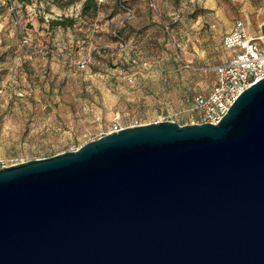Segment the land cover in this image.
Masks as SVG:
<instances>
[{
    "label": "water",
    "instance_id": "1",
    "mask_svg": "<svg viewBox=\"0 0 264 264\" xmlns=\"http://www.w3.org/2000/svg\"><path fill=\"white\" fill-rule=\"evenodd\" d=\"M0 264H264V79L218 124L0 169Z\"/></svg>",
    "mask_w": 264,
    "mask_h": 264
},
{
    "label": "rangeland",
    "instance_id": "2",
    "mask_svg": "<svg viewBox=\"0 0 264 264\" xmlns=\"http://www.w3.org/2000/svg\"><path fill=\"white\" fill-rule=\"evenodd\" d=\"M86 1L0 0V163L168 119L188 125L194 97L232 55L223 39L236 21L264 34V0H95L84 12Z\"/></svg>",
    "mask_w": 264,
    "mask_h": 264
},
{
    "label": "built area",
    "instance_id": "3",
    "mask_svg": "<svg viewBox=\"0 0 264 264\" xmlns=\"http://www.w3.org/2000/svg\"><path fill=\"white\" fill-rule=\"evenodd\" d=\"M223 46L233 54L212 69L217 74V82L210 94L195 98L193 111L197 117L188 125L218 124L243 92L264 79V34L251 37L244 22L239 20L224 37ZM5 167L9 166L0 163V169Z\"/></svg>",
    "mask_w": 264,
    "mask_h": 264
},
{
    "label": "trees",
    "instance_id": "4",
    "mask_svg": "<svg viewBox=\"0 0 264 264\" xmlns=\"http://www.w3.org/2000/svg\"><path fill=\"white\" fill-rule=\"evenodd\" d=\"M92 1H95V0H87L84 4V12L90 10V9H93V7L97 8V6L95 4H93ZM51 26L52 27H63V28H67V27H73L75 25V20L73 19H68L66 21H58V20H54L52 21L51 23ZM224 48V46H223ZM225 49V48H224ZM226 50V49H225ZM228 51V50H227ZM230 52V51H229ZM232 52V51H231ZM233 54V52H232ZM215 73V72H214ZM216 75V80H215V83L213 85V87L215 86L216 82H217V74L215 73ZM213 89V88H212ZM212 91V90H211ZM210 94V93H209ZM199 95H203V94H199ZM198 96V95H197ZM196 96V97H197ZM193 99V107L195 106V98Z\"/></svg>",
    "mask_w": 264,
    "mask_h": 264
}]
</instances>
